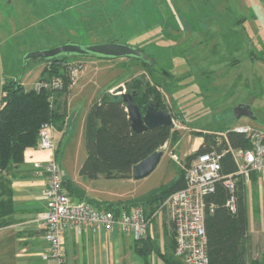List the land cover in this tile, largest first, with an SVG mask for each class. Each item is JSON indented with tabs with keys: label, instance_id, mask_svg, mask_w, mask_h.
<instances>
[{
	"label": "rangeland",
	"instance_id": "rangeland-1",
	"mask_svg": "<svg viewBox=\"0 0 264 264\" xmlns=\"http://www.w3.org/2000/svg\"><path fill=\"white\" fill-rule=\"evenodd\" d=\"M112 41L143 50L162 71L127 57H70L64 65L82 67L69 99L72 133L61 145L60 166L75 147L83 151L89 108L106 92L114 94L115 86L128 90L136 78L163 82L164 102L181 115L173 130L179 136L160 148L155 170L126 182L124 204L145 200L177 178L197 147L195 132L238 125L264 131V0H0V76L21 77L26 89L47 65L25 63L30 51ZM240 105L252 114L237 118ZM258 193L255 200L249 192V216L264 225V188ZM154 247L149 254H157Z\"/></svg>",
	"mask_w": 264,
	"mask_h": 264
},
{
	"label": "trees",
	"instance_id": "trees-1",
	"mask_svg": "<svg viewBox=\"0 0 264 264\" xmlns=\"http://www.w3.org/2000/svg\"><path fill=\"white\" fill-rule=\"evenodd\" d=\"M69 59L68 56H62L52 61H46L47 65L40 76V79L54 75L63 76L65 79L63 89H41L40 91L34 87L26 89L21 77H4L2 79L0 76V104H3L0 106V173L13 164L21 163L27 148L38 146L40 128L44 123L51 122L58 130H64L68 114L67 102L63 107L64 105L58 103L57 95L71 89L66 76L68 65H64ZM129 59L141 60L148 64L153 72H156L155 70H158L159 67L149 56L148 59L135 56L129 57ZM171 77L178 79L174 75ZM171 77L169 76V78ZM128 84L129 91L140 90L133 101L140 106L143 112H145L148 103L154 102L158 104V108L170 111L173 118L181 117L179 112L176 113L164 102V96L160 89L165 85L163 82L136 78L132 84ZM4 93L6 94L4 95ZM52 95H54L53 101L51 100ZM219 132L224 134H218ZM195 133L203 137L204 141L195 152L186 156L184 167L189 166L196 155L213 148L221 152L228 144L235 148L251 147L250 140L243 133L234 129L219 130L218 132L197 131ZM178 136L179 131L173 132L172 125L156 126L142 132L134 131L122 96L106 92L100 100L92 104L87 115L85 140L88 156L81 171L94 176L130 178L135 164L163 147L170 139L176 140ZM56 155H59V150H56ZM221 162L222 175L226 176L236 171L237 164L231 153L223 154ZM184 167L172 182L156 188L142 202L134 203L144 208L148 218L159 210H163V202L173 192L185 187ZM251 178V184L246 183L242 176L236 179L235 211L227 205L231 193L223 181L218 183L216 191L207 199L206 228L209 264H264V260L254 255L252 235L249 231V192L251 190L255 200L259 194V175L252 173ZM129 206L131 205L129 204ZM108 207L117 214L122 209L121 205L117 203H110ZM149 239L151 237L137 240L138 251L144 255L146 252L152 251V242ZM172 249L168 254L162 253L166 263L185 264L175 255L174 233Z\"/></svg>",
	"mask_w": 264,
	"mask_h": 264
},
{
	"label": "crops",
	"instance_id": "crops-1",
	"mask_svg": "<svg viewBox=\"0 0 264 264\" xmlns=\"http://www.w3.org/2000/svg\"><path fill=\"white\" fill-rule=\"evenodd\" d=\"M75 88L76 85H73L70 91L57 95L56 100L63 107L67 102L68 112L64 130L57 129L56 133L58 156L61 155V145L66 144L72 133L69 99ZM203 141V137L196 138L197 147L192 151H196ZM37 147L27 148L21 163L13 164L0 173V264H48L43 256L48 250V242L44 239L43 227L38 221L39 213L46 207L47 177L45 170L38 167L36 162H46L52 153ZM87 156L85 140L83 151L75 147L65 158L64 166L59 164L63 187L74 201H88L99 209H108L110 203H117L121 205V211H129L134 203L143 201L135 198L131 206L129 203L124 204L125 199H128L125 196L126 182L136 183L133 175L121 178L82 173L81 168ZM261 187L262 179L259 176L258 189ZM260 219L257 216L251 222L249 216V231L254 255L264 260V225ZM163 235L164 240L160 242L158 238ZM147 237H151L149 240L154 242L153 251L157 254L140 253L133 233L103 226L85 227L81 231L66 228L62 245L67 264H167L162 253L168 254L173 250V228L165 210H159L150 217Z\"/></svg>",
	"mask_w": 264,
	"mask_h": 264
},
{
	"label": "built area",
	"instance_id": "built-area-1",
	"mask_svg": "<svg viewBox=\"0 0 264 264\" xmlns=\"http://www.w3.org/2000/svg\"><path fill=\"white\" fill-rule=\"evenodd\" d=\"M81 67L74 62L68 64L66 76L70 87L76 83L77 70ZM64 87L65 79L61 75L40 79L34 85L38 91L58 90ZM53 99L54 95L51 96L52 101ZM172 126L173 130L179 126L175 118ZM234 130L243 133L250 140L251 147L235 148L228 144L221 152L213 148L196 155L189 166L185 167V187L173 192L163 202L162 209L167 212L173 228L175 255L185 264L210 263L206 228L207 199L216 191L220 181H223L231 193L227 205L233 211L236 210L234 193L237 177L242 176L249 184L252 173H257L262 179L264 188V131L245 125H238ZM56 133L57 128L53 123L47 122L41 126L37 148L50 151L52 156L46 162H36L38 167L45 170L47 177L46 207L39 213L38 221L43 227L44 239L48 242V250L43 255L48 264H67L62 235L69 227L80 231L85 227L97 226L107 229L119 228L124 232L133 233L136 240L146 238L149 233L150 218L142 206L134 205L129 211L123 210L117 214L110 209H99L88 201H74L69 196L63 187L56 157ZM226 152L234 157L237 168L235 172L224 176L221 173V157Z\"/></svg>",
	"mask_w": 264,
	"mask_h": 264
},
{
	"label": "water",
	"instance_id": "water-1",
	"mask_svg": "<svg viewBox=\"0 0 264 264\" xmlns=\"http://www.w3.org/2000/svg\"><path fill=\"white\" fill-rule=\"evenodd\" d=\"M80 55H89L100 58L115 59L119 57H141L148 59V54L139 48L132 47L125 43L120 42H103L94 43L88 46H81L76 43H66L50 49L30 51L25 57V63L30 59L52 61L62 56L77 57ZM114 94H120L130 116L131 127L136 132H142L148 128L173 125V116L167 109L158 108V104L150 102L147 105L145 112H143L133 99L140 93V90L134 91L126 90L124 85L116 87L113 91ZM237 118L243 115L250 116L252 113L246 106L240 105L234 111ZM163 156V150L158 149L149 155L144 160L133 166L132 175L135 179H141L151 174L159 164Z\"/></svg>",
	"mask_w": 264,
	"mask_h": 264
},
{
	"label": "flooded vegetation",
	"instance_id": "flooded-vegetation-1",
	"mask_svg": "<svg viewBox=\"0 0 264 264\" xmlns=\"http://www.w3.org/2000/svg\"><path fill=\"white\" fill-rule=\"evenodd\" d=\"M152 60H153V58H152ZM156 63V62H155ZM159 66V65H158ZM157 73L158 72H161L162 70H161V68L160 67H158V70H155ZM169 78V77H168Z\"/></svg>",
	"mask_w": 264,
	"mask_h": 264
}]
</instances>
